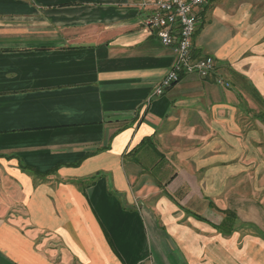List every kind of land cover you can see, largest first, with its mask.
<instances>
[{"label": "crops", "instance_id": "0c3cea01", "mask_svg": "<svg viewBox=\"0 0 264 264\" xmlns=\"http://www.w3.org/2000/svg\"><path fill=\"white\" fill-rule=\"evenodd\" d=\"M149 1L0 0V264H264V0L198 8L216 69L155 97Z\"/></svg>", "mask_w": 264, "mask_h": 264}, {"label": "built area", "instance_id": "2783aa9c", "mask_svg": "<svg viewBox=\"0 0 264 264\" xmlns=\"http://www.w3.org/2000/svg\"><path fill=\"white\" fill-rule=\"evenodd\" d=\"M210 0H151L145 2L152 11L147 14L144 24L151 29L161 43L172 48L176 59L172 69L155 86L152 97L160 96L181 81L186 74H196L202 78L216 69V61L211 55L197 58L194 55L193 38L197 31V9ZM217 82L230 86L223 78ZM151 99V98H150Z\"/></svg>", "mask_w": 264, "mask_h": 264}, {"label": "trees", "instance_id": "16d2710c", "mask_svg": "<svg viewBox=\"0 0 264 264\" xmlns=\"http://www.w3.org/2000/svg\"><path fill=\"white\" fill-rule=\"evenodd\" d=\"M26 169H29V167H26ZM30 169H33V168H30ZM94 181L95 180H92L90 183H93ZM236 222H237L236 213L233 211H227L224 222L220 224L218 227L221 231H223V233H225L226 235H230L236 230V224H237Z\"/></svg>", "mask_w": 264, "mask_h": 264}]
</instances>
